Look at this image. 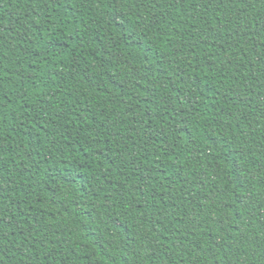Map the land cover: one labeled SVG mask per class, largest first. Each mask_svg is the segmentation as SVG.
Masks as SVG:
<instances>
[{"label":"trees","instance_id":"trees-1","mask_svg":"<svg viewBox=\"0 0 264 264\" xmlns=\"http://www.w3.org/2000/svg\"><path fill=\"white\" fill-rule=\"evenodd\" d=\"M0 264H264V0H0Z\"/></svg>","mask_w":264,"mask_h":264}]
</instances>
